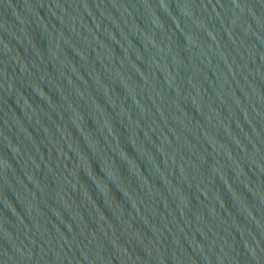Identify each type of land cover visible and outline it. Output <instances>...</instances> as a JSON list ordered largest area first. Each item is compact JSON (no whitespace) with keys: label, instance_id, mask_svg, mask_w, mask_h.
Returning <instances> with one entry per match:
<instances>
[{"label":"water","instance_id":"water-1","mask_svg":"<svg viewBox=\"0 0 264 264\" xmlns=\"http://www.w3.org/2000/svg\"><path fill=\"white\" fill-rule=\"evenodd\" d=\"M0 264H264V0H0Z\"/></svg>","mask_w":264,"mask_h":264}]
</instances>
